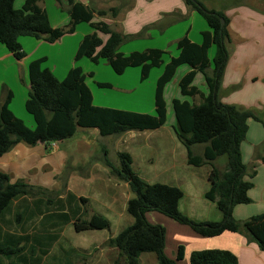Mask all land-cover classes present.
<instances>
[{"label": "trees", "instance_id": "obj_1", "mask_svg": "<svg viewBox=\"0 0 264 264\" xmlns=\"http://www.w3.org/2000/svg\"><path fill=\"white\" fill-rule=\"evenodd\" d=\"M15 1L0 0V41L18 60L27 55L20 37L32 36L56 42L66 32H74L78 23L88 22L96 31L83 37L75 55L76 61L84 57L94 63L106 59L119 74L130 66H141L142 80L148 78L154 67L164 64L166 51L160 48H148L130 54L120 50L128 35L115 31L105 20H96L97 17L109 14L117 16L118 9L115 7L108 10L95 9L80 0H69L70 26L61 28L52 25L47 10L38 4L39 0H24L20 9L15 7ZM185 2L206 19L210 29L203 31L202 43L194 42L188 35L177 42L179 54L172 56L165 64L157 81L155 114L96 105L87 83V77L94 75L93 72L86 73L82 66L76 65L64 79H59L53 70L43 66L46 57L34 59L28 66L30 87L25 106L34 118V128L28 126L10 108L14 97L11 89H8L3 100L0 98L1 158L18 143L51 145L73 137L79 128H97L102 136L122 135L133 130H156L167 122L168 108L164 96L167 84L173 80L180 66L187 64L192 67L180 80L181 94L199 96L201 102L193 104L187 99L174 98V129L187 148L189 164L211 165V187L205 197L216 204L222 212V218L208 221L192 219L180 209V202L185 195L181 188L145 181L133 169V157L127 151L119 153V166H114L107 157V165L121 180L129 183L134 193L127 204L134 222L117 236L109 238L107 243L119 249L125 258L124 264H141V255L145 252H154L160 264H178L185 258L183 245L178 247L175 259L168 257L165 251L166 229L160 224L151 223L147 217V213L153 210L190 225L197 234L204 237H216L225 232L244 233L249 241H255L264 251V213L244 221L237 220L233 215L236 205L252 201L249 191L253 183L245 178L247 167L242 159L241 145L246 139L248 120L253 113L237 105L226 104L218 96L230 57L229 19L224 12L208 8L202 0ZM99 32L108 35L106 40ZM213 45L216 54L213 73L209 75L212 64L209 49ZM198 73L203 74L209 86L208 94L194 84ZM98 85L112 87V84L106 82H98ZM199 144H205L202 155L195 154L193 150ZM221 156L227 157L224 170L215 164ZM37 188L40 195L34 193ZM45 190L24 180L12 182L10 175L0 170V222L8 230L21 229L26 234L21 236L9 231L3 232L0 227V264H7L5 258L10 259L9 264H38V255L48 252L43 249L41 240L57 238V235L53 236L43 226L44 222L40 226L36 225L38 216L45 215L46 211L49 212L46 214L48 218L58 219L61 226L73 222L77 232L111 227V221L102 214L95 213L85 218L81 207L74 205L77 201L75 194L71 193L67 200H54L42 196ZM80 200L86 202L87 198L82 197ZM54 205L59 208L58 212L51 211ZM22 242L25 243L22 245ZM189 264L242 263L229 249L206 248L193 251Z\"/></svg>", "mask_w": 264, "mask_h": 264}, {"label": "rangeland", "instance_id": "obj_2", "mask_svg": "<svg viewBox=\"0 0 264 264\" xmlns=\"http://www.w3.org/2000/svg\"><path fill=\"white\" fill-rule=\"evenodd\" d=\"M23 4L24 0L15 1L16 8H22ZM38 4L47 10L51 23L58 24L61 28L70 26L69 0H39ZM198 17L206 22L201 14ZM112 28L115 30L114 27ZM94 31L96 30L90 23L80 22L76 25L74 32H66L56 42H48L42 39L39 41L32 36L21 37L27 54L22 60H18L0 41V47L3 49L0 48V98L3 100L8 89H11L14 97L10 108L28 126H33L35 121L25 106L30 87L29 77L25 76V72L29 62L40 57H46L43 66L53 71L56 70L57 74H67V70L76 65L82 66L84 71L88 73L93 72L94 75L87 77V83L93 92L96 105L150 114L156 113L157 81L164 70L166 60L172 57L170 51L177 53V45L164 54V64L160 67H154L148 78L142 80L141 66H130L124 73L119 74L113 70L106 59H101L98 63H94L86 57L76 61L75 55L81 40L85 35ZM107 36L103 34L105 39ZM140 43H142L140 34L128 36L127 40L120 46V50L124 52L143 50V47H139ZM187 69L188 65H182L176 77L166 87L164 96L168 103V115L167 122L160 129L133 130L122 135L102 136L98 129L79 128L73 137L57 142L55 150L59 148L58 146L61 150H68V148H73L78 141H81V138L86 134V138L90 140L91 144H94L92 148L94 151H91L93 159L86 165H73L70 160H65L62 163L61 173L56 176V187L45 190V194L42 196L54 200L59 198L67 200L68 196L73 193L77 197L74 205L81 207L85 218H90L93 214L99 213L111 221V227L108 229L82 233H76L72 223L61 227H52L50 225L52 220L47 221L46 225L51 230L56 231L59 236L57 252H59L60 246L63 252L73 248L70 250V254L76 264L125 263V258L119 249L107 243L108 238L117 236L124 228L134 222L133 216L127 210L128 201L134 197V193L129 183L121 180L106 163L102 166L95 165L99 161L96 154L98 151L101 153L102 159L108 157L114 166L120 164L118 156L120 151H127L133 157V169L145 181L181 188L185 195L180 202V209L194 220L212 219L214 214L219 211L216 204L204 195V192L210 188L208 174L212 168L211 165L195 166L189 164L187 148L179 140L174 129L176 117L173 98L187 99L193 104L201 102L199 96H183L179 90V80ZM58 78L63 79V77ZM98 82L110 83L112 87L99 86ZM194 83L202 91L208 92L203 74L199 73ZM203 146L196 145L194 152L199 153ZM226 163V156H221L215 161L216 166L221 170L225 169ZM39 191L36 189L34 193L38 195ZM81 196L87 198V201L80 200ZM31 206L34 205L31 204ZM51 211L58 212L59 208L57 205L51 206ZM45 213L49 212L46 211ZM147 217L151 223L160 224L166 229L165 251L168 257L175 259L178 247L180 245L185 247V258L178 264H189L195 248L202 244L207 246L206 242L211 239L197 234L190 225L182 224L159 211H150L147 213ZM42 219H45V216H39L36 220L38 226ZM239 234L246 236L244 233L239 232ZM221 239L217 242L224 241L223 238ZM141 264L160 263L154 252H145L141 255Z\"/></svg>", "mask_w": 264, "mask_h": 264}, {"label": "crops", "instance_id": "obj_3", "mask_svg": "<svg viewBox=\"0 0 264 264\" xmlns=\"http://www.w3.org/2000/svg\"><path fill=\"white\" fill-rule=\"evenodd\" d=\"M80 1L93 8L96 7V9L117 8V16L109 14L105 17H98V20L107 21L115 28V31L117 30L128 36L140 34L142 43L139 44V47H143V50L148 48H160L163 50L165 49L167 53L173 46L177 45L179 39L185 35H188L194 42L202 43L203 31L210 29L208 22L199 19L198 16L200 13L191 9L186 4L185 0ZM202 1L208 8L224 12L229 19V30L231 34V42L229 43L230 57L219 87V99L226 104L237 105L253 113V116L248 120L246 139L241 145L242 159L247 167L245 178L253 183V186L249 191L252 201L247 204H238L233 209L234 217L237 220L243 221L249 219L253 215L264 213V0ZM53 26L59 27L58 24H53ZM99 34L103 37L101 32H99ZM22 39L20 37V41L23 44ZM103 39L106 40L105 37H103ZM122 52L125 54L131 53ZM170 52L172 53V56H177L179 54V49L177 47L176 54L175 52ZM215 54L216 47L213 45L209 49V57L212 64ZM170 59L166 60V62H169ZM212 64L209 68L210 75H212L214 68V65ZM28 66L29 64L26 67V77H29ZM191 69L192 67L188 65V69L182 74L181 78ZM69 70H67L66 73H68ZM53 72L57 74L56 70ZM65 75L67 74H57L58 77H63V79ZM198 75L199 73L197 76ZM206 85L208 92H203L208 94L209 86L207 83ZM35 125L36 123L34 122V125L31 127L34 128ZM85 135L81 138V141H78L73 148H68V150H61L60 146L55 150L52 148V145H46L44 143H38L33 146L24 142L18 143L0 158V170L8 173L12 182L24 180L36 187H41L47 190L52 189L56 187V176L61 173L62 163L65 160H70L73 165H86L93 159L91 151H94L92 150L94 144H91L90 140L86 138ZM200 145L204 146L199 153H195L197 155H202L205 149V144ZM96 154L99 161H97L95 165H105L107 160L106 157L105 159H102L99 151L96 152ZM209 183L211 187L210 180ZM207 191L204 192V195ZM9 216L13 218L12 215ZM39 216H45V219L39 221V226L41 222H44L45 225L43 226H45L53 236L57 235V238L51 239L48 237L41 240L43 249L48 252L38 255V257H40L38 264H76L73 260V256L70 254V250L73 248L69 250L67 249L66 252H63L62 247L60 246L59 252L56 251L57 242L59 240L58 233L53 229L51 230L49 226L46 225V222L52 220V222H50L52 227H61L58 219H49L46 213L45 215ZM221 218L222 212L219 210L214 214L212 219H200V221L220 220ZM71 223L73 224V222ZM0 227L3 228V232L9 231L12 234L21 236L26 235L21 229L8 230L1 222ZM89 231L91 230L84 232ZM76 233L82 232L76 231ZM227 233L230 234L226 235ZM208 238L211 239L206 242L207 246H203L202 244L198 248H195V250L206 248L229 249L238 256L242 264H264V251L260 249L256 242L249 241L246 236L239 233L225 232L219 236ZM221 238H223L224 241L218 243L217 241L222 240ZM24 243L25 242H22L21 244L23 245ZM229 244L230 246H227ZM5 259L7 264H9L10 259Z\"/></svg>", "mask_w": 264, "mask_h": 264}, {"label": "built area", "instance_id": "obj_4", "mask_svg": "<svg viewBox=\"0 0 264 264\" xmlns=\"http://www.w3.org/2000/svg\"><path fill=\"white\" fill-rule=\"evenodd\" d=\"M51 145H52V148H53V149L57 148V142L52 143Z\"/></svg>", "mask_w": 264, "mask_h": 264}, {"label": "water", "instance_id": "obj_5", "mask_svg": "<svg viewBox=\"0 0 264 264\" xmlns=\"http://www.w3.org/2000/svg\"><path fill=\"white\" fill-rule=\"evenodd\" d=\"M222 22L224 23V19H222Z\"/></svg>", "mask_w": 264, "mask_h": 264}]
</instances>
